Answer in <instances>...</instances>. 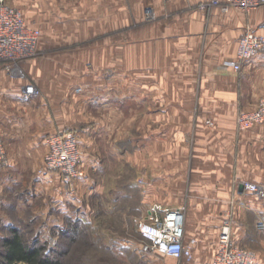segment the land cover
Segmentation results:
<instances>
[{"label":"crops","instance_id":"obj_1","mask_svg":"<svg viewBox=\"0 0 264 264\" xmlns=\"http://www.w3.org/2000/svg\"><path fill=\"white\" fill-rule=\"evenodd\" d=\"M211 1L147 0L152 14L147 20L134 21L131 15L112 18L116 30L127 31L125 44L112 45L96 56V70H111L109 81L102 76L96 79L102 115L96 131L102 139L126 137L127 141L125 146L111 145L114 160L110 166L102 158L92 161L83 155L82 168L92 167L96 176L93 179L86 171L76 181L74 196L43 162L46 138L64 130L62 124H55L54 109L41 105L34 110L32 122L28 117L33 111L23 119V89L8 82L6 71L0 69L2 136L20 138L22 151L12 148L10 153L30 158V165L22 164L26 169H39L30 189L33 200L41 203L36 211L46 217H52L50 211L55 209L61 214L70 212L77 203L86 204L95 192L101 201H107L108 195L113 203L110 214H122L124 208L117 205L121 200L116 191L119 174L109 185L106 175L117 166L116 160L118 164L125 160L136 173L125 185L137 191L142 187L135 207L140 216L137 223L186 206L184 242L195 243L191 260H182L184 264L211 263L219 229L230 214L237 217L246 208L264 215V197L241 188L244 182L264 185V123L247 130L236 124L240 111L255 108L264 98V52L246 60L239 71L232 67L244 30L264 35V0L249 13L223 12L210 5ZM201 3L209 6L202 9ZM83 139L80 134V149L86 148ZM10 164L16 170L15 163ZM137 191H130L127 200L132 201ZM26 202L31 209L33 201ZM233 228L232 238L238 244ZM159 257L178 261L154 253L147 263L162 264Z\"/></svg>","mask_w":264,"mask_h":264},{"label":"rangeland","instance_id":"obj_2","mask_svg":"<svg viewBox=\"0 0 264 264\" xmlns=\"http://www.w3.org/2000/svg\"><path fill=\"white\" fill-rule=\"evenodd\" d=\"M6 2L21 13L29 29H35L39 33L33 53L29 57L15 65L5 64L10 66L9 68L0 64V69L6 71L7 81H12L13 85L16 83L17 88L23 89L27 85H34L37 88L38 93L35 96L23 101L21 117L27 118L25 116H28V112L33 111L28 117V121L32 122L35 117L34 110L37 111L41 105H48L50 111L54 109L56 126L60 123L64 130L75 131L79 140L80 134L85 136L83 142L85 141L86 148L80 149L79 145L81 167L84 154L92 161L102 158L110 166L114 160L111 156V145L122 146L123 143L125 146L127 138L115 141L114 138L107 136L102 139L96 131V124L100 122L102 116L97 105L100 94L96 79L102 76L104 80L109 81L111 77L110 68L96 70V56L105 49L109 50L112 45L125 44L127 29L116 30L117 24L115 23L114 27L112 18L122 19L126 15H131L136 21L147 20L152 15L146 6L147 0H6ZM123 124L125 125V122ZM34 125L36 124L33 123V129ZM2 133L0 126V141L7 160V165L0 171V241L9 235L11 228L16 227L27 239L38 236L48 247L68 252L67 238L62 237L61 230L67 228L70 221H81L83 224L88 223L87 225L92 228L97 227L99 234L105 238L104 243L112 239L118 247L129 249L133 247L129 252L112 259L109 256H101L100 250L94 245L83 254V264H148L149 256H154L155 252L141 250L147 243L137 232V220L140 216L135 207L138 206L136 200L142 196L141 186L137 188V194L135 193L132 201L121 199L122 202H126V208L122 214L120 213L123 216L122 221L120 219L118 221L116 217L118 213H109L113 203L108 195L107 201H101L95 192L86 199V204L77 203L70 208V212L61 214L55 209L50 211L52 217L43 216V212L39 215V211L36 210L41 208V203L33 200L34 196L30 193L32 180L38 177L39 169L32 171L30 166L26 169L22 164L30 165L31 159L25 157L26 155L10 153L12 148L22 151L21 139L10 140L3 137ZM46 154L44 152L43 162ZM10 163H15L16 170L10 168ZM116 164L113 171L110 169L107 171L108 185L118 174L119 178L116 181L123 184L136 178V173L128 169L125 160L119 164L116 160ZM86 171L89 177L95 179L96 174L92 167ZM29 199L33 201L30 205L34 210L32 207L30 209L26 202ZM127 207L130 208L129 211ZM261 219H264V215L245 208L241 212L238 211L237 217H234V213L230 214L226 221L232 228L234 227L233 234L238 244L252 251L257 261L264 264V231L256 226L257 221ZM110 223L117 229L122 227L126 234L104 228V225ZM68 257L67 255L69 261ZM158 259L162 264H184V260L175 261L170 258L165 260L162 257Z\"/></svg>","mask_w":264,"mask_h":264},{"label":"built area","instance_id":"obj_3","mask_svg":"<svg viewBox=\"0 0 264 264\" xmlns=\"http://www.w3.org/2000/svg\"><path fill=\"white\" fill-rule=\"evenodd\" d=\"M168 3L170 0H160ZM210 5L218 6L221 11L236 9L245 13L256 9L259 0H212ZM208 3H201L200 8L206 9ZM39 33L29 29L23 21L21 13L0 0V64L6 68L29 57L35 48ZM264 52V35L252 29L244 30L238 42L237 60L232 63L235 71L242 68L243 63L257 53ZM38 93L34 85L23 88L22 99L27 101ZM212 125L211 122H207ZM264 123V98L260 99L255 108L242 110L238 113L236 124L240 130H247ZM47 154L45 169L56 173L62 186L71 195H75L76 181L85 177L81 167L78 134L73 130H62L50 135L45 140ZM7 165L4 147L0 141V171ZM244 190L257 197H264V185L253 182L242 183ZM186 207L180 205L165 211L161 218L150 216L138 221V232L147 245L141 250L159 253L177 260L189 261L192 258V244L184 242ZM256 226L264 231V219L257 221ZM209 264H258L256 255L247 248L235 243L232 238V227L225 221L219 229L218 247Z\"/></svg>","mask_w":264,"mask_h":264},{"label":"trees","instance_id":"obj_4","mask_svg":"<svg viewBox=\"0 0 264 264\" xmlns=\"http://www.w3.org/2000/svg\"><path fill=\"white\" fill-rule=\"evenodd\" d=\"M117 190L121 193L122 200H127L130 191L133 193L137 191L134 187L128 189L122 182L119 183ZM122 200L117 205L126 208V202L124 203ZM116 217H118V221L119 219L122 221L123 216L120 213L116 214ZM87 224H83L81 221H70L68 227L61 230L62 237L67 238L68 252L59 248L48 247L46 243L40 241L38 236L27 239L18 228L13 227L10 229L9 235L3 237L0 241V264H83V254L94 245L100 250L101 256H109L112 259L115 256L120 257V255L131 250L121 246L118 247L112 239L104 243L105 238L99 234V229L97 227L92 228ZM114 227L111 223L104 225V228H111L120 234H126L122 227L118 229ZM138 234L140 235L139 232ZM142 240L144 239L142 238Z\"/></svg>","mask_w":264,"mask_h":264},{"label":"water","instance_id":"obj_5","mask_svg":"<svg viewBox=\"0 0 264 264\" xmlns=\"http://www.w3.org/2000/svg\"><path fill=\"white\" fill-rule=\"evenodd\" d=\"M241 188H242V186H241Z\"/></svg>","mask_w":264,"mask_h":264}]
</instances>
